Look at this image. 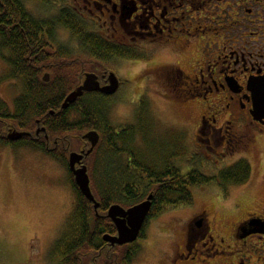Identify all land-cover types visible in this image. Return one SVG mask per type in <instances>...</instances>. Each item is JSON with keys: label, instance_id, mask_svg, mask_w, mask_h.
<instances>
[{"label": "flooded vegetation", "instance_id": "flooded-vegetation-1", "mask_svg": "<svg viewBox=\"0 0 264 264\" xmlns=\"http://www.w3.org/2000/svg\"><path fill=\"white\" fill-rule=\"evenodd\" d=\"M84 2L80 10L83 15L87 14L85 19L94 26L106 27L108 33L111 32V37L104 38L108 42L129 48L138 43L154 47L159 54L158 78L163 90L181 99L188 108L198 107L202 111L195 135L201 148L207 146L214 150L213 141L219 139L232 148L234 144L248 149L254 141L264 138V112L256 111L254 101L264 91V0ZM146 52L141 49V55ZM176 58L179 60L174 61ZM98 82L101 87H106L109 77L98 78ZM38 126L35 135L23 132L26 135L13 143L19 146L24 140H30L44 146V140L46 150L50 151L49 136L45 128H40V123ZM8 135L9 131L0 134V141H7ZM36 151L44 153L39 149ZM84 166V163L76 165L75 170ZM69 168L71 171L70 165ZM192 172L195 170L182 171L184 175ZM142 184L154 185L149 181ZM164 184L169 182L158 183L160 186ZM150 196L135 206L115 203L106 211L102 209V215L97 214L101 223L96 230L103 237L89 264H126L128 261L137 264L140 253L145 251V244L150 243V233L158 228L162 216L192 208L167 207L161 213L152 198L150 211L133 243L112 245L106 241L105 237H119L116 222H123L131 229L128 216L121 212L112 219L110 210L119 206L126 213L148 201ZM177 200L178 197L158 198L162 203ZM154 210L158 211L154 213ZM171 217L168 227L173 240L175 231L182 237V242L166 254L164 264H264V234L245 237L252 230L264 231V209L259 215L249 214L239 225L236 238L231 240L234 245L229 239L215 234L212 214L206 210L191 212L184 219ZM255 222H259L257 226Z\"/></svg>", "mask_w": 264, "mask_h": 264}, {"label": "rangeland", "instance_id": "rangeland-1", "mask_svg": "<svg viewBox=\"0 0 264 264\" xmlns=\"http://www.w3.org/2000/svg\"><path fill=\"white\" fill-rule=\"evenodd\" d=\"M59 1L69 7L80 8L85 4L83 0ZM26 3L37 18H53L57 13L52 3L50 6L28 0ZM94 28L103 38L111 37L106 27L96 25ZM58 35L62 44L74 46L75 42L64 29ZM124 48L135 58L95 64L85 73L100 79L104 76L108 79L113 74L118 80L116 92L105 94L112 100L109 118L118 132L123 128L136 132L133 143L136 154L142 153L150 164L160 156L158 159L165 165L174 158L172 161L183 172L193 169L207 178H216L241 162L249 166L246 183H213L212 186L193 189L191 209L164 214L156 226L158 228L150 233V243L145 244V251L140 253L137 264H164L166 254L182 242L177 232L174 231V240L170 233L168 220L171 215L184 219L191 212L206 210L212 214L215 234L231 241L249 214L259 215L264 209V138L254 141L248 149L234 144L232 148L219 139L213 141L214 150L207 146L201 148L195 135L202 111L198 107L188 108L181 99L163 90L158 78L159 54L154 47L138 43ZM141 49L147 52L141 55ZM8 74L0 52V100L13 110L22 93V85L9 80ZM6 127L7 124L0 121V134L17 132L13 126L10 130ZM83 137H65L61 146L71 147L72 151L79 153L84 148L86 153L91 146ZM42 142L46 144L44 140ZM48 144V149H55L54 142L50 140ZM85 159L89 172L88 156ZM123 159L127 161V158ZM69 175L61 163L27 145L9 148L0 144V264H60L56 248L73 229L69 224L76 203ZM230 244L235 243L231 241ZM91 259L87 252L80 251L75 261L76 264H89Z\"/></svg>", "mask_w": 264, "mask_h": 264}, {"label": "trees", "instance_id": "trees-1", "mask_svg": "<svg viewBox=\"0 0 264 264\" xmlns=\"http://www.w3.org/2000/svg\"><path fill=\"white\" fill-rule=\"evenodd\" d=\"M28 1L46 6L52 3L57 13L53 18L41 19L28 10L26 0H0L1 56L9 71L7 78L22 85V93L13 110L0 100V121L7 124V130L13 126L19 132L33 135L40 123L49 140L54 142L55 149L47 151V145L41 146L30 140H24L23 144L43 151L70 174L76 207L69 224L73 229L56 248L60 264H76L75 258L80 251L93 258L97 253L95 247L103 237L96 230L101 220L97 218L94 204L83 195L70 171L69 157L74 151L71 147L61 146L65 137L84 136L90 132L100 135L99 147L86 161L90 163L88 176L100 206L99 216L102 209L106 211L112 204L131 207L149 195L153 196V204L160 207L161 213L167 207H191L193 189L212 186L213 183L242 185L247 182L249 166L244 162L221 172L216 178H207L198 171L184 175L174 162L172 164L174 158H170L167 165L158 159L161 156L152 160V164L147 163L142 153L133 151L136 132L124 128L118 132L113 128L108 111L112 100L100 92L85 93L75 104L63 109L69 95L84 81L88 67L135 57L123 46L100 36L94 28L96 26L84 18L79 7L65 6L59 0ZM61 29L71 36L74 46L61 43L58 35ZM47 74L51 77L49 82L44 81ZM4 141L0 144L17 146ZM145 181L154 185L142 184ZM163 181L169 184L158 185ZM164 196L178 197V200L173 203L158 201Z\"/></svg>", "mask_w": 264, "mask_h": 264}, {"label": "water", "instance_id": "water-1", "mask_svg": "<svg viewBox=\"0 0 264 264\" xmlns=\"http://www.w3.org/2000/svg\"><path fill=\"white\" fill-rule=\"evenodd\" d=\"M49 75H46L44 78L45 82H49ZM264 84V83H263ZM118 88V80L116 77L112 74L109 78V86L101 87L100 83L98 82V77L94 74H86L85 81L82 86L78 87L73 93L69 95L67 98L65 104L63 105V109H68L71 105L75 104L78 99L83 97L85 93H91V92H102L107 95H111L112 93L116 92ZM255 108L257 112H264V91L263 93H260V98L257 96L255 98ZM25 133H13L9 135L8 139L11 141H17L21 139ZM85 140H88L90 144L92 145V148L87 154H76L73 153L70 156V166L72 168V171H74V174L76 176V182L82 191L83 195L86 197L87 200L94 203L96 212L99 209V204L95 200V197L92 194L91 188H90V180L87 174L86 167L80 169L79 171H76V165L81 164L85 155L89 156L95 147L98 145L100 141L99 134L97 132H90L84 136ZM153 196H150L148 201L130 209L126 213L119 207L114 206L110 210L109 217L114 218L113 215H121L120 213L123 212L124 216L129 217V222L131 229L129 230L125 223L123 222H116L117 227L119 229V237L118 238H111V237H105V240L110 242L112 245H125L129 243H133L139 234V231L141 229V226L143 224L144 219L148 215L150 208H151V201ZM259 222H255V226H257ZM260 233L264 234V231H256L252 230L245 234V237H248L250 235Z\"/></svg>", "mask_w": 264, "mask_h": 264}]
</instances>
